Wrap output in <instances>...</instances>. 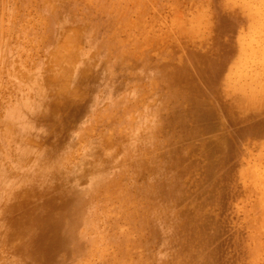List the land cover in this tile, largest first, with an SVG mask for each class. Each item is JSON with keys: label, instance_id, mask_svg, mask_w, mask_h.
Masks as SVG:
<instances>
[{"label": "rangeland", "instance_id": "rangeland-1", "mask_svg": "<svg viewBox=\"0 0 264 264\" xmlns=\"http://www.w3.org/2000/svg\"><path fill=\"white\" fill-rule=\"evenodd\" d=\"M0 264H264V0H0Z\"/></svg>", "mask_w": 264, "mask_h": 264}, {"label": "bare ground", "instance_id": "bare-ground-1", "mask_svg": "<svg viewBox=\"0 0 264 264\" xmlns=\"http://www.w3.org/2000/svg\"><path fill=\"white\" fill-rule=\"evenodd\" d=\"M176 16V15H175ZM174 16V17H175ZM181 18V17H180ZM77 27V26H76ZM76 27H74L75 29L73 30V29H71V27H65L63 30H61V35H60V37H58V43H57V48H61L62 46H64V48H66L67 50H66V52H65V57L67 58V61L69 60L70 61V63L71 64H73V62H74V48H76V46H77V38H78V33H79V29L78 28H76ZM81 36V35H80ZM183 36V35H182ZM75 42V43H74ZM69 48H68V47ZM53 51H55V50H53ZM52 52V51H51ZM56 52V51H55ZM55 52H52V53H54V55H57V57H56V59L60 56V58H58L57 60L59 61V59H61V55L63 54L62 52L61 53H59L58 51V53L59 54H61V55H59L58 53L57 54H55ZM49 54H50V51H49ZM64 56V55H63ZM52 58V57H51ZM64 57H62V59H63ZM62 59H61V61H62ZM54 60H55V57H54ZM51 61H52V59L50 60V64H51ZM56 61V60H55ZM58 61L56 62V63H58ZM60 61V62H61ZM54 62V61H53ZM55 63V62H54ZM46 64V63H45ZM64 64V63H63ZM62 64V65H63ZM68 64H69V62H68ZM70 64V65H71ZM52 65V64H51ZM50 66V65H49ZM53 66V65H52ZM60 67H61V65H60ZM66 67H68L67 65L65 66V68ZM73 66H71V68H72ZM64 68V67H63ZM49 69H50V67H49ZM53 69V68H52ZM58 69H60V68H58ZM68 70H70L69 69V67L67 68ZM66 70V69H65ZM50 71V70H49ZM63 71V70H62ZM64 72V71H63ZM52 73V72H51ZM50 73V74H51ZM61 73V72H60ZM64 73H66V71L64 72ZM69 73V72H68ZM50 74H48V75H50ZM54 74H56V72L54 73ZM54 74H51L52 76H51V78H50V81H51V79H52V77H53V75ZM47 75V74H46ZM45 75V76H46ZM47 75V76H48ZM62 75V74H61ZM54 76H56V75H54ZM60 77V76H59ZM63 77H65V75L63 76ZM47 80H48V78L47 77H45ZM56 79V78H55ZM47 80H46V82H47ZM53 80H54V78H53ZM62 80V79H61ZM45 82V83H46ZM53 83V82H52ZM56 83H58V82H56ZM64 83V82H63ZM60 84V83H59ZM55 85V84H54ZM52 86V85H51ZM56 86V85H55ZM61 88V87H60ZM65 89V88H64ZM48 90V89H47ZM63 90H61V92H62ZM72 97V96H71ZM85 164V163H84ZM263 249V248H262Z\"/></svg>", "mask_w": 264, "mask_h": 264}]
</instances>
